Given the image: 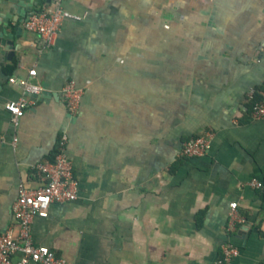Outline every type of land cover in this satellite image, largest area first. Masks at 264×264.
<instances>
[{
	"label": "crops",
	"instance_id": "1",
	"mask_svg": "<svg viewBox=\"0 0 264 264\" xmlns=\"http://www.w3.org/2000/svg\"><path fill=\"white\" fill-rule=\"evenodd\" d=\"M16 1L33 12L47 4ZM62 8L79 18L65 20L45 51L20 17H0L15 46L9 58L0 52V234L18 231V186L41 185L36 165L54 159L64 132L79 198L33 219L36 245L69 264H215L230 244L229 264H262L264 118L251 117L248 95H264V0H65ZM11 79L50 94H26ZM70 81L84 92L73 115L62 100ZM22 97L35 104L14 126L5 105ZM205 132L209 152L183 156V142ZM231 202L245 220L234 230Z\"/></svg>",
	"mask_w": 264,
	"mask_h": 264
},
{
	"label": "built area",
	"instance_id": "2",
	"mask_svg": "<svg viewBox=\"0 0 264 264\" xmlns=\"http://www.w3.org/2000/svg\"><path fill=\"white\" fill-rule=\"evenodd\" d=\"M64 1L50 0L24 23V29L27 32L38 35L41 51L49 50L54 46L65 20L79 18L62 8ZM29 75L35 77L36 70H31ZM11 82H18L26 94L39 95L43 91L42 87L29 80L11 79ZM83 93V90L78 88L74 81H70L64 86L62 100L70 114L77 113ZM254 95V91L248 95L250 113L254 120H260L264 118V95L260 99H255ZM34 104V101L22 97L18 101H12L5 105L14 126L18 125L26 110ZM212 139L211 132L191 137L183 142L181 154L185 157L204 156L211 148ZM67 142L68 136L63 132L59 137L54 159L36 165L42 179L39 187L33 188L24 184L18 186L17 197L12 206L18 231L14 232L12 228H9L0 234V264H69L64 257L52 249L36 245L31 236V224L34 218H48L50 207L53 204L72 203L79 198L80 184L74 176L73 162L66 151ZM249 186L255 189L262 188V184L256 180L250 181ZM236 208V203L231 202L228 222L230 230H234L237 224L245 223L244 218L238 215ZM18 253L21 258L15 260ZM236 255L235 247L230 244L223 245L220 257L215 264H229Z\"/></svg>",
	"mask_w": 264,
	"mask_h": 264
},
{
	"label": "water",
	"instance_id": "3",
	"mask_svg": "<svg viewBox=\"0 0 264 264\" xmlns=\"http://www.w3.org/2000/svg\"><path fill=\"white\" fill-rule=\"evenodd\" d=\"M49 3L50 0H45ZM0 6L6 7L7 10L14 11V15L12 13H6L2 15L0 13V17H5L6 19H11L13 24H17L18 18L19 23H25L28 18L34 13L32 11V4L24 5L16 0H0ZM17 32H20L19 27L16 29ZM14 43L12 42V37L7 33L6 28H2L0 31V52L5 53L6 56L9 58L14 55ZM30 94V93H28ZM48 86L44 85L42 95L47 96L49 95Z\"/></svg>",
	"mask_w": 264,
	"mask_h": 264
}]
</instances>
